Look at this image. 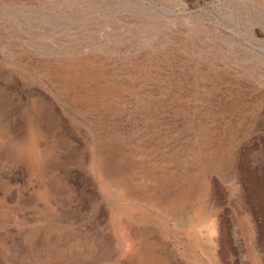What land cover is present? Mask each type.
I'll return each instance as SVG.
<instances>
[{
  "label": "rangeland",
  "instance_id": "obj_1",
  "mask_svg": "<svg viewBox=\"0 0 264 264\" xmlns=\"http://www.w3.org/2000/svg\"><path fill=\"white\" fill-rule=\"evenodd\" d=\"M0 264H264V0H0Z\"/></svg>",
  "mask_w": 264,
  "mask_h": 264
}]
</instances>
